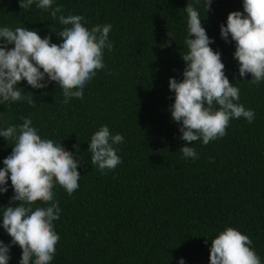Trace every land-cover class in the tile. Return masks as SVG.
<instances>
[{"label": "trees", "instance_id": "1", "mask_svg": "<svg viewBox=\"0 0 264 264\" xmlns=\"http://www.w3.org/2000/svg\"><path fill=\"white\" fill-rule=\"evenodd\" d=\"M188 3L199 11L230 84L239 88L238 103L255 113L252 123L231 119L226 135L207 145L183 141L182 125L170 113L175 94L169 80L181 82L186 67L181 56L188 51ZM57 6L62 11L53 19ZM234 11L243 12V0H212L206 14L203 0H53L47 10L37 0L26 9L20 0H0V28L25 27L56 44L66 27L60 15L83 16L89 30L112 25L113 49H104L105 67L86 83L83 99L64 103L62 89L46 78L43 89L21 81L17 87L27 98L0 103V130L30 118L42 139L61 143L78 161L79 188L72 195L53 188L60 239L50 264H210L211 241L229 227L250 238L264 264V81L252 84L251 74L241 78L235 42L221 38L220 26ZM166 42L171 46L161 47ZM102 126L124 137L113 145L121 163L106 174L88 151ZM14 143L0 137V169ZM184 146L197 157L185 158ZM7 187L0 194V241L10 246L9 264H19L22 249L11 245L2 227L3 207L14 195L10 179ZM47 206L38 201L33 208Z\"/></svg>", "mask_w": 264, "mask_h": 264}, {"label": "clouds", "instance_id": "2", "mask_svg": "<svg viewBox=\"0 0 264 264\" xmlns=\"http://www.w3.org/2000/svg\"><path fill=\"white\" fill-rule=\"evenodd\" d=\"M33 2L20 0V7L29 8ZM52 3L53 0H37V7L47 10ZM203 4L206 14L212 0H203ZM61 11L57 6L50 14L56 19ZM184 11L188 51L181 58L186 67L181 82L175 78L169 80V91L175 94L170 113L172 120L182 125L179 131L183 141L192 144L202 139L207 145L226 135L231 119L243 117L252 123L255 113L238 103L240 90L226 77L220 53L209 46L214 41L202 26L199 11L191 3ZM58 19L66 26L58 35L55 33L62 39L60 44L52 43L50 36L42 39L37 31L25 27L0 28V103L27 98L17 87L21 81H27L33 89H43L47 87L46 78L62 89L64 103L73 97L83 99L86 83L95 77L97 70L105 67L104 49H113L108 39L112 25H96L89 30L82 24L81 15H60ZM220 35L226 42L229 36L235 42L234 59L239 64V76L251 74L252 84L264 81V0H243V12H231L226 26H220ZM168 36L174 41L170 33ZM168 46L171 45L166 42L161 47ZM29 94L28 103L34 105L33 95ZM0 137L15 141L0 169V194L8 192L9 179L14 190L9 206L3 207L2 227L11 237V245L22 249L19 264H50L60 239L53 226L60 213L53 188L59 185L69 195L79 188L78 161L61 143L42 139L30 118H25L18 128L9 126L0 130ZM123 140L121 134L112 136L107 126L92 135L88 150L91 163L102 174L121 163L113 145ZM180 151L185 158L197 157L191 146H184ZM38 201L48 206L34 209ZM251 243L247 235L227 228L211 241L210 264H261L249 247ZM9 253L10 246L0 241V264H9ZM179 264H185L184 260Z\"/></svg>", "mask_w": 264, "mask_h": 264}]
</instances>
